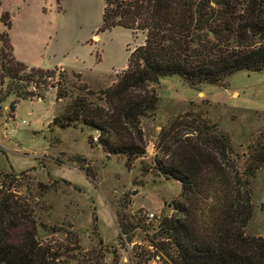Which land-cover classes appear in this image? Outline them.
Masks as SVG:
<instances>
[{"label":"rangeland","instance_id":"obj_1","mask_svg":"<svg viewBox=\"0 0 264 264\" xmlns=\"http://www.w3.org/2000/svg\"><path fill=\"white\" fill-rule=\"evenodd\" d=\"M104 8V0H2L0 49L1 36L8 33L17 60L33 68H57L72 95H80L74 85L79 82L91 93L100 92L114 85L146 39L121 26L101 30ZM3 14L12 22L10 29ZM222 84L195 88L173 75L150 87L159 101L156 111L141 119L147 154L129 165L126 157L107 153L95 139L90 142L99 131L53 124L76 97L59 98L50 88L43 98L20 100L13 114L16 97L11 95L0 101V172L13 177L6 185L34 207L37 220L62 227L56 236L60 244L73 248L77 241L88 251L103 239L105 264L113 263L114 251L119 264H130L135 255L148 252L149 224L173 215V202L182 192L181 182L165 178L157 168L161 133L192 141L207 133L218 139L225 134L230 146L224 166L235 167L242 182L250 181L254 209L246 232L264 237V163L256 166V176L245 174L252 154H264V113L248 110L264 108V94L254 96L264 86V72L242 70ZM121 217L130 221L135 243L119 240Z\"/></svg>","mask_w":264,"mask_h":264},{"label":"trees","instance_id":"obj_2","mask_svg":"<svg viewBox=\"0 0 264 264\" xmlns=\"http://www.w3.org/2000/svg\"><path fill=\"white\" fill-rule=\"evenodd\" d=\"M104 3L101 30L121 26L146 36L131 53L128 68L100 92L91 93L80 82L74 83L81 93L72 95L59 81L57 68H33L17 60L7 33L1 36L0 101L14 95L13 114L20 100L43 98L44 91L56 88L59 98H76L53 124H82L99 131L98 144L109 154L126 157L129 165L147 154L141 119L157 109L159 100L150 87L161 78L177 75L196 88L223 85L242 70L264 71V0ZM2 19L10 29L8 15ZM94 139L91 136L90 142ZM159 145L157 168L165 178L181 182L182 192L173 202V215L149 224L153 233L147 239L148 252L135 255L130 264H151L157 256H161L159 264H264V237L246 232L254 209L250 181L242 182L235 167L224 166L229 137L221 134L218 139L207 133L193 141L190 136L172 140L166 131ZM259 162L264 163V154H252L247 178L256 176ZM7 178L13 177L0 172V264H105L103 239L88 251L77 241L73 248L60 244L56 236L62 227L37 220L34 207H27L6 185ZM119 224L122 244L135 243L130 221L121 217ZM112 254V264H119L117 251Z\"/></svg>","mask_w":264,"mask_h":264},{"label":"crops","instance_id":"obj_3","mask_svg":"<svg viewBox=\"0 0 264 264\" xmlns=\"http://www.w3.org/2000/svg\"><path fill=\"white\" fill-rule=\"evenodd\" d=\"M261 72H264V71H261ZM262 94H264V86L262 87V89H261V93H259V94H254V96H259V97H261L262 96ZM235 95H237V93H234V96ZM239 96V95H238ZM261 106H257V107H254V108H248V110H254V111H257V112H262V113H264V108H260ZM247 109V108H246Z\"/></svg>","mask_w":264,"mask_h":264},{"label":"built area","instance_id":"obj_4","mask_svg":"<svg viewBox=\"0 0 264 264\" xmlns=\"http://www.w3.org/2000/svg\"><path fill=\"white\" fill-rule=\"evenodd\" d=\"M95 140L97 141L98 138L96 137ZM150 217L151 219H154L155 218V214L154 213H151L150 214ZM151 264H159V260L157 258H154L152 261H151Z\"/></svg>","mask_w":264,"mask_h":264}]
</instances>
